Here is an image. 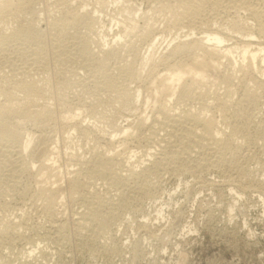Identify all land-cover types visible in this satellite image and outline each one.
<instances>
[{
	"label": "rangeland",
	"instance_id": "rangeland-1",
	"mask_svg": "<svg viewBox=\"0 0 264 264\" xmlns=\"http://www.w3.org/2000/svg\"><path fill=\"white\" fill-rule=\"evenodd\" d=\"M57 1L59 2V0H40L35 6L37 7L39 5L37 8H35V10H37V18H35V21L37 23V26L40 27L39 30L42 33V37L44 38L43 41H45V44H47L45 45L47 46L45 47L47 51L44 50L43 53L45 54H43L42 57L46 61L48 60L47 64L49 67L47 68V70L50 68L48 72L47 70V73L43 71L37 72L34 70L28 71L27 68H24V70L27 69L25 70V72L32 71L31 75L29 73H25L23 70L21 75L20 70V73L18 71L16 72L19 74H17V76H20L18 78L15 72H12L10 68H8V59L12 61L16 58L15 61H17V64L22 63V56H20V48L24 49V46L26 45L24 44V46H22L23 43L19 41L18 43L16 42L17 44L13 43L11 50L7 53V56L9 58L6 57L8 59H1L0 66L6 67L2 71L3 73H0V83H3L6 80L7 82L5 81V83L1 85H5L6 87L10 83L11 85L7 87H10L9 89H11V87L12 89H14L16 86H18L19 83H22L20 82L22 80L25 81L23 83H27L31 82V80L33 79L34 81L39 82V84L42 80V84H40V86L42 85L44 89H48V91L50 90L49 92L45 90L44 98L47 97L45 99L49 101L51 109L54 108L52 110L55 112L54 119L56 120L53 119V122L49 120L51 121L49 123L48 119H45L46 121L44 120L39 124H35V126L34 123L26 121L24 122V125H22V127L20 128V132H22V137H24V139H26L28 136L34 138V144H32L33 148H31L34 151L37 149V147L39 149L41 147H44V145L45 147L47 146V148H50L51 150L52 147L53 149L58 148L57 151L59 153V163H57V167H60H58L59 171L61 169V177L63 178L60 182L63 183L61 187L64 188V190H66V188L68 189V181L69 178H71L69 176L73 175H70V171L71 173H79L78 177L80 176L79 178L81 179L79 180L80 182L82 181V185L83 183L84 185L86 183V187L84 185L82 186V196L79 199H65L63 201L64 204H61L62 206L56 207V211L54 210V214L52 215V213L47 210L48 208H44V206L46 207V205L42 204L44 198L38 199L40 197V194L39 192H36L38 191V187H35L36 184H34V173L38 170V165H40L39 163H36V169L33 171V173H31L32 175H30V173L26 171L22 173L19 178H17L18 180L20 179L19 181L16 180V183H19L18 186L16 185V183L13 184L10 180H7L8 182H6L7 178H3L4 172H1L0 170V226L3 228L5 224L7 225L12 222L14 223L17 231L16 236L11 237L10 239H4L0 244V252L4 257L3 258L0 255V264H7L8 262L11 264H26L28 261L29 263L31 262V264H264V78L261 76L260 73L261 69L264 70V63L259 61L257 67H252L253 65L251 66V62L249 60V62H243L241 55H239L240 50H238L234 53L235 55L232 59L233 61L231 62L229 60L231 62L229 63L228 60L224 59L223 65L221 67L222 73H220V75L228 78L231 77L229 78V81L231 80V83H229V81L228 83H226V80H223L225 77L221 76L220 78H216V80L220 79L221 81H213L214 83H211L210 81L209 83H207V85H209L210 87L207 85H205V87L203 85V89L202 86H200L202 90L197 87L195 88L196 92L193 90V92L189 93L188 96L182 97L178 93L173 99V102L171 103V109L176 110V113H187L188 111V113L191 114H198L202 112L204 116H207V118L215 117L218 122L220 121V127L225 130L227 135H231V132L234 129L240 132V135L239 132L236 133V136H238L235 137V141L233 142L235 149L232 152L226 153L224 163H219V165L212 164L209 162L210 165L208 164V166H197L196 168L197 163H203L204 159H208V157L205 158L204 155L203 158H201L202 154H200V150L195 151V149L198 150L197 148H194L193 151L190 153L189 159L191 161H187V155L183 156L185 157V159L182 158V162L184 160L187 162H183V164L180 165H175L174 163L169 161V163H171L170 165L168 161H163V165L159 169V171L156 172L154 176L152 174L150 177L151 179H148V182H152V186H154L151 188L153 191L151 190L152 192L150 196L144 197V195H142L139 191H137L136 194H133V192L127 190L124 196L125 202L127 204L123 209H119L117 203L121 202H119L120 198L117 194V188L112 187L110 183L106 181V183L104 181H101L103 179H101L97 174H94L93 171L89 170L91 169V165L89 164V162L94 159L93 156L96 157L100 154H104L103 152L108 153L111 149H113L115 150V152L118 151L121 155L123 154L122 158H124V161L126 158H128L129 162L134 164L137 163L139 165L138 161L147 159V157L145 156L146 151H149L150 147L155 145L154 143H160L164 146L166 145V143H168L169 140L167 139L169 138H167L168 136L166 135L167 131H163L161 128L162 125H159L158 123L156 124L158 126H156V135L159 136L158 138L156 135L152 134L151 130H149L150 128H146L143 131H139L140 133L137 130H133L135 132L134 138L131 137L125 140L124 135L120 133V129L126 128L129 125L134 126L136 125L137 121H139L138 117H151V114L153 113V105L150 104V101H147L149 100L147 98L149 96L145 91H143L139 101L137 102V105L131 107V109H123V111L125 110L123 112L119 111V109L116 108V104L114 106V101H112V99H108L109 96H107V94L102 93L101 97L98 95L101 93L97 92V85H95L93 82H90L89 77L86 76L87 73L84 70L79 69V74L77 75L74 73V77V74L71 71L76 68L75 64L64 66V69H66V71L64 70L65 74H61L60 65L58 64L60 74H57L58 68L56 66V58L54 57V59L52 57V55L54 54L53 52H51L54 49V41L52 42V40H54L53 36L56 33V30L53 29L54 27L52 25L53 23L59 21V18L61 19V17H64V14L62 13L63 11H58L59 6H57ZM82 1L83 2L81 3L79 0H77V2L76 0L73 1V5L71 7L73 8V10H75L76 8L77 9L75 11H73L72 8L68 10L77 12L80 11V8H83L84 10L82 9L80 11L83 12L87 9L91 13L92 17H94L95 19V21H87L90 26H93V30H89L85 24H82L77 26L75 29H72L70 35H72L71 37L74 38H77L78 36V38L82 37L83 39H87L90 42L89 45L92 53L97 58H100L102 56V54L100 53L101 47H104L105 50H108L110 48L109 44H111V41L116 38V34L121 33V31H123V28L121 24H118V21L123 19L121 17L122 15L120 16V14L124 7L129 6V3H127L128 1H132V4L136 5V7H134V10H138L136 11V13L138 12L137 19H143V17L145 16L148 19L152 18V20L156 23L159 28L157 34L159 38L156 40L154 47H149L150 43L148 42L143 43L141 41L135 40V42L138 43L137 45L140 46H137L138 51L140 53V58L146 59L149 55H151L150 58L152 59V62L154 59L156 64L164 61L163 58L168 56V54L171 53V50H173L174 47L183 42V40L189 41L193 39L195 40L199 37H204L205 32L215 31L218 27L219 29H222L225 32L224 35L227 37L228 40L226 44L231 47L241 48L242 43L248 41H250L249 43L252 44V49L259 48L258 44H261V42L264 45V35H262V27H264V18H261L260 20L252 19L246 12L242 11L240 12V14L238 13L237 15L230 13L228 14L224 10L215 11L211 9L210 11V9L208 8V12L206 11L207 13L205 12L201 16V24H199V26L193 29V35L189 38H185L183 37L185 35L184 33L189 32L190 29L184 28L183 31H179L177 27H174L172 25L168 26L166 21L167 18H165L166 16H164L165 14L158 10V6H160L158 0L157 2H155V0H86V3L85 0ZM103 1H105V4H103ZM125 4L128 5L125 6ZM132 4L130 3V5L133 7ZM83 5H86V8ZM260 7L262 10L264 9V5H261ZM119 9L121 10L120 13ZM50 11L53 12L51 13ZM230 19L232 21L234 19L240 24L243 23L244 25H241L246 26L244 27L245 30L243 29V31L246 33H244L243 31L238 32L236 29L233 30V27H231L232 23H230L232 21ZM38 23L40 24V26ZM208 27L210 28L208 29ZM246 29L248 30L246 31ZM248 33L250 34V36L247 35ZM35 34L40 35L39 31H37ZM126 40L121 41L122 43H120L126 49L122 50L121 53L123 54H120L119 57H117V55L115 54H112L107 59L109 62H107V66H109L108 69L110 73V75L108 76L109 78H107V81L111 84L126 83L127 78L119 74L120 72L118 71V67H121L123 66V64L126 63L124 61H126L127 59L131 60V57L128 55V49L127 47H125ZM19 43L21 44V47H17V45H20ZM48 48L50 50H48ZM124 50L126 51V53ZM186 57L187 55H178L177 58L172 59V61L174 63L180 62L181 60L186 61ZM124 58L127 59L125 60ZM236 61L237 63H235ZM152 62H148V64L152 66ZM2 63L4 65H2ZM148 64L145 65V67L143 68L141 66V63H137V69L143 72L142 82L147 79L148 74L150 72L149 69H151V66ZM163 65L164 64L156 65V68L158 67V69H156V72L160 74L166 73V66ZM241 65H244V67L241 68ZM71 66H75V68L73 67V69ZM255 67L258 71L255 70ZM114 72H116V74ZM39 74L42 75L40 76ZM72 75L74 77L73 79ZM44 77L45 80H43ZM34 78H37L40 81ZM68 78L69 80H67ZM46 79L52 81L48 82ZM66 81L68 84L71 82V85H68L70 87L65 86ZM222 81H224V83ZM73 82L76 84H73ZM46 83H48L49 85ZM72 84L73 86H75L73 87ZM142 84L143 83H141V81L139 82V80L136 82L133 81L132 83H130V88L131 90L136 91V89L138 90ZM43 85H48L50 88H46L47 86ZM61 85H63L65 88H62ZM16 89H14V93H18V95L16 96H19L20 98H18L21 99L23 94L18 91L16 92ZM198 89H200V92ZM232 91L234 93L228 94ZM245 92H250L254 95H252L254 97V100H251L247 104L246 102H243L244 99L242 100V98H245V96H243L246 94ZM229 95H233V97ZM52 96H55V98ZM58 96H61L60 98L65 96V99L62 98V100L64 99V102H66L67 105L69 104L70 107H72L73 111L82 114L81 120L84 122V126L87 128L89 127L87 130L88 132L84 133V135L80 132L71 131L74 135L71 133V137H68L69 129L60 120L62 116L60 115L62 113V110H60L61 107L59 106V103L56 99ZM218 99H220V101L222 99L224 100L222 101V104ZM227 99H233L234 101L231 102ZM3 102H5V98L1 95L0 92V104L3 105ZM242 102L243 105L240 104ZM109 103H113V105L111 106L114 107H111ZM226 103H232L234 105L230 106L231 104L227 105ZM236 103L237 105L241 106H237ZM224 104L226 105L224 106V109H220ZM117 107L119 108V106ZM157 107L158 105H156V110H159L160 106L158 108ZM113 108H115V110ZM207 108L209 109L207 110ZM127 110L128 112L131 110V112H129L130 114L127 112ZM223 110L225 111L222 112ZM226 110H228V112ZM122 112L124 115L123 117H121ZM225 112L226 114L224 115ZM240 113L242 114L241 116ZM224 119L227 120L223 121ZM112 121L114 122L111 123ZM113 125H115L116 127H114ZM160 130L161 132L159 133ZM78 135H80L81 137ZM36 136H42L43 139L41 140L44 143L41 141L43 143L42 144L39 141V137L37 138ZM114 136H116V141L114 144L115 146L110 145L108 143V139ZM44 138L46 141L44 140ZM162 139L165 140V142L161 141ZM174 139L175 138H173L172 140ZM176 141L177 140L172 142L173 144L175 143L178 146V142ZM238 141L240 142V144ZM39 144L42 146L40 147ZM173 144H171L172 150L175 148L172 146ZM175 144L174 146H176ZM157 145L158 144H156V148H158ZM107 148L110 149L108 150ZM126 148L128 149L126 150ZM105 150H107L108 152ZM174 150H176V148ZM72 152L73 154H77L76 152H79L78 155L80 154L79 156L83 158V161L86 162L87 160L86 163H88L89 165L87 164L86 166V164H83L82 166H80L75 163H71L69 161L70 157H68V155H70ZM136 152H138V156L133 157L130 161L129 158ZM94 153H96V155ZM29 159L30 157L28 158V161L32 160ZM39 159L42 160V157L40 156ZM88 160L91 161L88 162ZM128 160L126 159L125 162H127ZM152 160H149V162L146 161L147 163L145 162V165L142 167L153 168ZM235 163L237 164L235 165ZM185 165H191L189 167H192L193 169H189ZM174 169L177 171H175ZM1 176L3 180L5 179L4 181L2 180ZM141 181L142 180H140V184L145 183L144 179L142 183ZM10 183H12L11 185H13L14 189L13 187H10ZM135 184H139V181L135 183H132L130 181V189L136 186ZM108 186L111 188L107 189ZM229 189L241 191L242 198L237 196L236 194H232L235 192L229 193ZM259 190L263 191L261 192L263 193V195L259 193ZM85 193L87 194L85 195ZM90 193L93 196L97 195L96 197L101 196L100 198L103 201L105 200V198L107 199L108 197H112L114 199V202H112L108 206L106 205L105 210L107 212H110L116 209V220L113 221L112 225L110 226V229L107 231L110 233H106L105 236L104 234H97L94 232L96 234L95 235L93 231H86V233H88L86 234L85 230H82L84 231L82 232L81 230L76 228L77 226L75 225V222L81 217L82 213H85L87 211L86 206H89L88 204L92 201V195ZM153 193L155 194V196ZM115 195H117L118 198L115 197ZM261 196L263 198H261ZM140 200H142L143 202ZM82 201L84 205H81ZM44 204H46L45 200ZM230 207L234 208V211L232 213H230ZM115 211H113V213ZM161 211H163V213L160 214L159 212ZM50 215L52 216L50 217ZM71 219H74V221ZM15 223L18 225V229ZM62 224L65 227V232L60 230ZM76 229H78L79 231ZM90 235H93L92 238H89ZM84 242H86V244ZM62 243L65 245H63ZM36 246H38V248ZM31 249H36L35 254H33V256L28 255Z\"/></svg>",
	"mask_w": 264,
	"mask_h": 264
},
{
	"label": "bare ground",
	"instance_id": "bare-ground-1",
	"mask_svg": "<svg viewBox=\"0 0 264 264\" xmlns=\"http://www.w3.org/2000/svg\"><path fill=\"white\" fill-rule=\"evenodd\" d=\"M38 1H40V0H0V62H1V59L3 60L4 58L8 57L7 53L11 50L13 43L15 44L16 42L18 43L20 41L23 43L22 46H24V44L26 45V46H24L25 47L24 49L20 48L21 53L19 51V53L21 54L20 56H22V59H21L22 63L21 64L23 66L21 64L16 63L17 62V61H15L16 58H15V60H12V61H10L8 59L9 57L6 58V59H8L7 60L8 68H10V70L12 72H15L16 76L18 74L16 72L18 71L20 73V70H21V75H22V72L23 71L25 72V70H27V69H28V71L34 70L37 72L38 71L46 72L47 68L49 67L47 64L48 60L46 61L42 57V55L45 54L43 52H44V50H46L45 47H47V46H45V45H47V44H45V41H43L44 38L42 37V33L39 30L40 27L37 26V23L35 21V18H37V12H36L37 10H35V8H37L39 5L37 7H35V6L37 5ZM73 1H75V0H59V2L57 1L58 5L56 4L60 8V10L58 8V11L62 10L63 12L62 11L61 12L64 14L63 15L64 17H61V19L59 18V21H57L56 23H53V25H52L54 27V28L53 27L52 28L56 30V33L53 36L54 40L51 39L52 42L54 41L53 42L54 43L53 44L54 49L51 52H53V54H54V55H52V57L56 58V59L55 58L54 59L56 60V63H57V65H56L58 68L57 74L58 75L60 74V69H61V74H65L66 69H64V66L75 64L76 68H75V66H73L75 68L74 69L71 66L74 69L71 72H73V74L75 73L78 75L79 69L84 70L87 73L86 76L89 77L90 82H93L95 85H97V87H96L97 92L101 93L98 95L101 97L102 93L107 94V96H109L108 99H110V100L112 99V101H114L113 102L114 106L116 104V108L119 109V111H123V109L126 110L129 108L131 109V107H134L135 105H137V102L139 101L143 91H145L149 96V97H147L149 99L147 101H150L151 102L150 104L153 105V107H152L153 113L151 114V117L150 116L138 117L139 121H137L136 125H134V126L129 125L126 128L120 129L121 130V131L119 130L120 133L124 135L125 140H127L131 137L134 138V135H135L134 131L135 130H137L139 132V131H143L146 128H150L149 130H151L152 134L156 135L157 134V128H156L157 125L156 124L159 123V125L160 124L162 125V127H161L162 130L167 131L166 135L168 136L167 138H169V139H167L169 141H168V143H166L165 146L161 145L160 143H154L155 145L151 146L152 148L150 147L149 151H146L145 156L147 157V159H143L140 161H138V159H137L139 165L137 163L134 164V163L129 162L128 158H126L128 161L125 162L126 159L124 161L123 160L124 158H122L123 154L121 155L120 152H118V151L115 152V150H113V149H111L113 151L110 150V152L105 150L108 153L103 152L104 154H100L96 157L93 156L94 159L92 161L88 160V162L91 161V162H89V164L91 165V169H89V170L93 171L94 174H97L101 179H103L101 181H104V182L106 181V182L110 183V185L112 187L117 188L116 189V190H118L117 194L120 198L119 202H121V203H117L119 209L120 208L123 209L127 204L125 202V199H124V196L126 194L125 192H127V190H130L131 192H133V194H136V192L139 191L142 195H144V197L150 196L151 192L153 191L151 188L154 186H152V182H148V179L151 177L152 174L154 176L155 173L159 171V169L163 165V161H168V163H169V161H171L175 165H180V164H183V162L191 161L189 159L190 153L193 151L194 148H197L198 150L195 149V151L200 150L199 152H200V154H202L201 155L202 157L199 155H197V156L203 158V155H204V157L205 158L208 157L209 160L204 159L203 163L202 162H199L197 164L195 163L196 168H197V166H201V167L205 166V165L208 166V164L210 165V163H212V164L224 163L226 153L232 152L235 149L233 142L235 141V137L238 136V135L236 136V133L239 131L238 130L236 131L234 129L235 128L234 127L233 131L231 129V131H232L231 135H227L225 130L222 127H220V124H219L220 121L218 122L215 119V117L214 118H212V117L207 118V116L206 115L204 116V114L202 112L198 113V114H195V113L191 114V113H188V111H187V113H183V112L176 113V110L171 109V107H172L171 103L173 102V99L175 98V96L178 93L182 97L188 96L189 93L193 92V90L195 91L196 90L195 88H197V87L200 88V86H202V88H203V85L204 86L207 85V83H209L210 81H211V83L213 81L214 82L219 81L220 79L216 80V78H220L222 76V75H220V73H222L221 67L223 65V60L226 59V60H228V61L230 60L232 62L233 61L232 59L234 58V55H235L234 53L237 52L238 50H240V54L239 53L238 54L241 55L243 62L249 60L251 62V66L253 65L252 67H254V66L257 67V64L259 61L264 63V47H263L264 45H263V43L261 42V44H258L259 48H257V49H252V44L249 43L250 41L243 42L241 48L231 47V46L226 44L228 40H227V37L224 35L225 32L222 29H219V27H218L215 31L205 32L204 37H199V38H196L195 40L193 39V40H189V41L183 40V42H181L179 45L174 47L173 50H171V53H169L168 56L163 58L164 59V61H162L163 63L161 62L162 64H164L163 66H166V69H165L166 73L160 74V73L156 72V69H158V67L156 68V65H158V64L162 65V64L160 62L158 64H156L154 59L152 62V59L150 58L151 55H149L148 58H146V59L140 58V53L138 51V47H140V46H138L137 45L138 43L135 42V40L141 41L143 43L148 42V43H150L149 47H151V48L154 47L156 40L159 38L157 36L159 28L156 25V23L152 20L151 17H149L151 19L146 18V16L143 17V19L142 18L137 19L138 12L136 13V11H138V10L137 9L134 10V7H136V5L132 4V1L131 2L126 1L127 3H129V6H127L128 4H125V6H127V7H124V9L120 8V9H123L122 12L119 9V13L121 12L120 16L122 15L121 17L123 19L118 21V24L119 25L121 24L123 31H121V33L116 34V36H115L116 38L113 41H111V44H109L110 48L108 47L109 48L108 50H105L104 47H101L100 53L102 54V56L100 58L95 57V55L92 53V51L90 49V45H89L90 42L87 39H83L82 37L78 38V36H77V38H74V37H71L72 35H70L72 29H75L77 26L82 25V24H85L87 26V28L92 31L93 26H90L89 23H87V21L88 20L95 21L94 17H92L91 13L87 9L83 12H80L83 9V8L82 9L80 8V11L73 12L77 9L76 8L75 10H73V8L71 7L73 5ZM79 1H80V3L83 2L82 0H79ZM76 2H77V0H76ZM103 2H104L103 4H105V1H103ZM155 2H157V0H155ZM158 2L160 5V6H158L159 7L158 10H160V12L165 14L164 16H166L165 18H167L166 21H167L168 26L172 25L174 27H177L179 29V31L180 30L183 31L184 28L190 29L189 32L184 33L185 35L183 37H185V38H189L193 35V33H192V32H194L193 29L195 27L199 26V24H201V22H200L201 16L209 9H210V11H211V9L215 10V11L216 10H221V11L224 10L228 14L230 13V14H237V15H238V13L240 14V12L242 11V12H246L252 19L260 20L261 18H264V9L262 10L260 7L261 5H264V0H158ZM85 3H86V0H85ZM130 3L133 5V7L130 5ZM101 6H102V4H101ZM84 7L86 8V5ZM71 8L73 11L68 10ZM66 10H67V12H66ZM161 16H163V15H161ZM53 22H55V21H53ZM230 23H232V26L231 25L230 26L233 27V30L236 29L238 32L243 31L244 27H246V26L241 25L243 23L240 24L238 21H236L234 19ZM262 24H261V26H262ZM39 26H40V24H39ZM209 28L210 27H208V29ZM247 30L248 29H246V31ZM37 31H39L40 35L35 34ZM244 33H246V32H244ZM237 34H239V33H237ZM50 35H52V34H50ZM247 35L250 36L249 33ZM262 35H264V27H262ZM128 38H130V39H128ZM123 39L128 40V43H127V40L125 41L126 42L125 47H127V49H128V55L131 57V60L127 59L128 56H127V58H124L125 60L127 59L126 61H124L126 63L123 64V66L118 67V71L120 72L119 74L123 75L125 78H127V80H126L125 84H111L107 81V78H109L108 76L110 75L109 69H108L109 66H107V62H108L107 59L112 54L117 55V57H119L120 54H123L121 52L125 48H124V46H122V44H120V43H122L121 41H124ZM18 46L21 47V44L17 45V47ZM99 46H101V45H99ZM14 47H15V45H14ZM48 50H50V49L48 48ZM125 53H126V51H125ZM178 55H183V56L187 55L188 58L187 57L185 58V59H187L186 61L181 60L180 62L174 63L172 61V59L177 58ZM190 55H192V56H190ZM230 61H229V63H231ZM148 62L149 63L152 62V66L150 64H148ZM137 63H141V66L143 68L147 64L151 66V69H149L150 72L148 74V77L143 82H142L143 72H141V70L137 69ZM235 63H237V61ZM58 64L60 65V69L58 67ZM2 65H4V64L2 63ZM20 66H22V67H20ZM3 67L0 66V73L5 69L6 66H3ZM242 67H244V65L243 66L241 65V68ZM256 67H255V70H256ZM24 68H27V69L24 70ZM233 68H235V67H233ZM48 70H47V72H48ZM246 70H247V68H246ZM256 71H258V70H256ZM25 73H29L31 75L32 71L31 72H25ZM114 73L116 74V72H114ZM260 73H261V76L264 78V70L263 69L260 70ZM75 74H74V77H75ZM232 75H234V74H232ZM66 76H67V74H66ZM258 76H260V75H258ZM0 77H1V75H0ZM74 77L72 75V79ZM97 77H98L99 81H98ZM222 77H225V76H222ZM229 78H231V77H229ZM229 78L225 77L223 80H226V83H228ZM34 79L39 80L37 78H34ZM70 79H71V77H70ZM43 80H45V77ZM67 80H69V78ZM138 80H139V82L141 81V83H143V84L140 86V88L138 90L137 89H136V91L131 90L130 83H132L133 81L136 82ZM5 81L3 83H0V87H1L0 92H1V95L5 98V102H3L4 104L3 105L0 104V170H1V172H4L3 178L4 177H5V179L7 178L6 182H8L7 180H10L13 184H15L16 180H18L17 178H19V176L22 173L27 171L30 173V175H32L31 173H33V171L36 169V163L37 164L39 163L40 165H38L39 166L38 170L34 173V178H35L34 184H36L35 187L36 186L38 187L37 188L38 191H36V192H39V194H40V197L38 196L39 197L38 199L44 198L46 204H44V200L43 201L41 200L42 204L46 205V207L44 206V208H48L47 210H49L53 215L55 208L58 206H62L61 204H64L63 201L65 199L70 198L71 200H77L82 196L81 195V193H82L81 189H82V186L84 185V183L82 185V183H81L82 181L80 182V180H81L79 178L80 176L78 177L79 173H77V172L71 173V171H70V175L71 174H73V175L69 176L71 178H69V181H68L69 182L68 189L66 188V190H64V188L61 187L63 183L60 182V181H62L61 179L63 178V177H61L62 176L61 172H60L61 169L59 171V169H58L59 166L57 167V163H59L58 162L59 161L58 160L59 153L57 151L58 148L53 149V147H52V150L50 148H49L50 149L49 150L47 148V146L45 147V145H44V147H41L42 145H40V144L43 142L41 140V139H43V137L42 136L41 137L36 136L37 138L39 137V141L40 142L42 141V142L39 144L41 148L38 149V147H37V149L34 151L31 149V148H33L32 144H34L33 143L34 138L31 136H28L27 138L25 137L26 139H24V137H22V134H21L22 132H20V128L22 127V125H24V122H26V121L34 123V126H35V124H39V123L43 122L45 119L46 120L48 119V121L51 120L53 122V119L55 118V115H54L55 112L52 109H54V108L51 109L49 101L47 99H45L47 97L44 98L45 90H47V92H49L50 90L48 91V89H44V87H42V85L40 86V84H42V80H41L40 84H39V82H36L33 79L31 80V82H27V83H23L25 81L22 80V81H20V82H22L21 84L17 83L18 86H16L15 88L13 87L14 89L17 88L16 92L18 91V92L23 94L21 99H19L20 97L18 96L19 97L18 98L16 96V95H18V93L15 94L14 89H12V87H11V89H9L10 87L9 88L7 87V86L11 85L9 83V81H8L9 85L6 86L7 88L5 87V85H1V84H4ZM47 81L51 82L52 80L49 81V79H48ZM47 81H45V82H47ZM70 81H72V80H70ZM255 81H257V80H255ZM63 82H65V81H63ZM222 82L224 83V81H222ZM263 82H264V80H263ZM8 83H6V84H8ZM229 83H231V80L229 81ZM259 83H261V82H259ZM46 84H48V83H46ZM59 84H61V83H59ZM69 84L66 81L65 86L70 87V86H68ZM73 84H76V83L73 82ZM73 84H72V86H73ZM48 85H43V86H47L46 88H48L49 87ZM63 85H61L62 88L64 87ZM228 85H230V84H228ZM207 86H209V85H207ZM259 86H261V85H259ZM200 89H198L199 92H200ZM230 89H231V87H230ZM257 89H259V88H257ZM51 90H53V89H51ZM255 92H256V90H255ZM232 93H234V92L232 91L231 93H228V94H232ZM245 93L246 94L243 95V96H245V98H242V100L244 99V101H243L244 103L246 102V104H247L251 100H254V97H253L254 95L252 93H250V92H245ZM200 94H203V93H200ZM233 95L232 96L229 95V96L233 97ZM65 96H63L62 98H64ZM52 97L55 98V96H52ZM60 97L58 96L56 98L58 103H59V106L62 108L61 109L58 106L60 108V110H62L61 111L62 113L60 114V115H62L60 120L69 129V133H68L69 136L68 137L70 138L71 135L73 134V132H71V131L80 132L84 135V133L88 132L87 130L89 127L87 128L84 126L85 124L81 120L82 114L73 111L72 107H70L69 104L67 105V103L64 102L65 98L62 100V98H60ZM99 99H103V98H99ZM218 100L220 101V99H218ZM227 100L231 101V102L234 101L233 99L232 100L227 99ZM98 101H100V100H98ZM222 101H224V100L222 99L220 101L221 104H222ZM243 102L240 104L243 105ZM113 103L112 104L109 103L110 106L113 105ZM206 104H208V103H206ZM229 104H231L230 106L234 105L232 103H229ZM229 104H227V105H229ZM250 104H252V103H250ZM156 105H158V107L160 106L159 110L158 109L156 110ZM236 105H237V103H236ZM114 106H111V107H114ZM117 106H119V108ZM224 106H226V105L225 104L222 105V107L220 109H222V108L224 109ZM237 106H241V105H237ZM204 108H206V107H204ZM113 109L115 110V108H113ZM208 109L209 108H207V110ZM133 110H134V108H133ZM228 110H226V111L228 112ZM156 111H157V113H156ZM224 111L225 110H223L222 112H224ZM118 112H117V114H118ZM123 112L121 114L122 116L121 115H119V116L123 117L124 116ZM127 112H128V110H127ZM129 112H131V110ZM235 112H238V111H235ZM57 113H59V112H57ZM181 113H183V114H181ZM93 114H95V113H93ZM225 114H226V112L224 113V115ZM241 115L242 114L240 113V116ZM113 117H114V115H113ZM117 118H119V117H117ZM54 120H56V119H54ZM226 120L224 119L223 121H226ZM51 121H49V123ZM113 122L114 121H112L111 123H113ZM66 126H65V128H66ZM113 126L116 127L115 125H113ZM118 126H120V125H118ZM223 127H224V125H223ZM239 129H241V128H239ZM160 132H161V130L159 131V133ZM123 135H121V136H123ZM239 135H240V132H239ZM78 136H80V135H78ZM149 136H150V134H149ZM156 136H157V138L159 137L158 135H156ZM115 137L116 136L110 137L108 139V141H109L108 143L110 145L115 144V141H116ZM153 137H155V136H153ZM163 138H165V137H163ZM173 138H175V139L172 140ZM44 140H45V138H44ZM84 140H85V138H84ZM175 140H177L176 142H178L177 143L178 146L175 143L174 144L176 146H174L173 142ZM161 141L165 142V140H163V139ZM156 144H158L157 145L158 148H156ZM171 144H173L172 146L175 147L176 150H174L175 148L172 150ZM239 144H240V142H239ZM123 148H125V147H123ZM103 149H105V148H103ZM118 149H119V147H118ZM127 149L128 148H126V150ZM76 153L77 154H75V153L73 154V152L71 154L69 153L70 154V155H68V157H70L69 161L71 163H75V164L80 165V166H82L83 164H86V166H87V164H88V163H86L87 160H86V162L83 161V158L79 156L80 154L78 155L79 152H76ZM137 153L138 152L134 153V155H132L129 158L130 161L133 157L138 156ZM94 154L96 155V153H94ZM124 155H126V154H124ZM184 155L185 156L187 155L186 158L188 160L187 161L184 160L182 162V158L185 159V157H183ZM40 156L42 157V160L39 159ZM128 156H129V154H128ZM139 156H141V155H139ZM29 157L32 160L29 159L30 161H28ZM196 158H198V157H196ZM201 158H199V159H201ZM84 160H85V158H84ZM149 160H152L153 168L152 167H150V168L149 167H142L145 165V162L146 161L149 162ZM198 161H200V160H198ZM227 163H229V162H227ZM169 164L171 165V163H169ZM236 164L237 163H235V165ZM166 165H168V164H166ZM189 166H191V165H188L186 167H188L189 169L192 168ZM72 167H73V165H72ZM177 167H182V166H177ZM196 168H194V169H196ZM77 170H79V169H77ZM175 171H177V170H175ZM123 172H125V173H123ZM126 172H127V174H126ZM250 177H251V175H250ZM1 178H2V176H1ZM3 178H2V180H3ZM143 179H144L145 183H142ZM140 180H142L141 181L142 184H140ZM130 181L132 183L139 181V184H135L136 186H134L133 188L130 189V186H131V185H129ZM12 183H10V185ZM60 183H61V185H60ZM18 184L19 183H16L17 186H18ZM85 185H86V183H85ZM106 185H108V184H106ZM222 185H224V184H222ZM8 187H9V185H8ZM10 187H13V185H11ZM109 188H111V187L108 186L107 189H109ZM261 188H262V186H261ZM13 189H14V187H13ZM83 189H85V188H83ZM229 190H228L229 193L235 192L232 194H236L239 197L242 196L241 191H235V189H232V190L229 189ZM261 192H263V191H260L259 193H261ZM87 193H89V192H87ZM87 193H85V195ZM263 193H261V194L263 195ZM133 194H131V195H133ZM36 195H37V193H36ZM108 195H110V194H108ZM96 196L92 195V197H91L92 201L90 200L91 202L88 204L89 206L85 205L87 207V211L85 209V211H86L85 213L81 212L82 215L75 222V225L77 226L76 228H78L79 230H81V231L85 230V233H86V231H93V233L95 232L97 234H104V236H105L106 233H110L107 231L110 229V226L112 225L113 221L116 220L115 213H117V212L115 211L116 209L113 210V211H115L114 213H113V211L107 212L105 210L106 205L108 206L109 204L114 202V199L112 197H108L107 199L105 198V200L103 201L100 198L101 196L100 197H96ZM154 196H155V194H154ZM105 197H107V196H105ZM115 197H117V195H115ZM36 198H37V196H36ZM261 198H263V197L261 196ZM237 200H236V202H237ZM140 201H142V200H140ZM116 202H118V201H116ZM74 203H75V201H74ZM82 204L84 205L83 201L81 202V205ZM235 205H234V207H235ZM230 211H231L230 213H232L234 211V208L232 207ZM159 213L161 214V213H163V211H161ZM52 215H50V217ZM68 215H69V213H68ZM71 220L74 221V219H71ZM4 226H3V228L0 226V244L2 243V241L4 239H7V238L10 239L11 237H14L17 235V231H16V227H15L14 223L11 222L10 224H7L5 227ZM64 228L65 227L62 224L60 227V230L64 231ZM17 229H18V225H17ZM78 229H76V230H78ZM15 231H16V233H15ZM82 232H84V231H82ZM86 234H88V233H86ZM92 236L93 235H90L89 238H92ZM110 236H112V235H110ZM62 240H64V239H62ZM61 242H63V241H61ZM103 242H105V241H103ZM84 243L86 244V242H84ZM63 245H65V244H63ZM36 247L38 248V246H36ZM35 250L31 249V251H29L28 255L33 256V254H35ZM0 255L3 257L1 252H0ZM29 259H30V257H29ZM7 264H11V263L8 262ZM26 264H31V262L29 263V261H28Z\"/></svg>",
	"mask_w": 264,
	"mask_h": 264
}]
</instances>
